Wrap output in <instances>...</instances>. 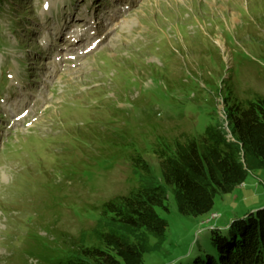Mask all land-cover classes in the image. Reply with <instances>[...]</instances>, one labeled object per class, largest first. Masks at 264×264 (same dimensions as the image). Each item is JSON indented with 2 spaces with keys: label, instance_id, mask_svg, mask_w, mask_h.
Wrapping results in <instances>:
<instances>
[{
  "label": "rangeland",
  "instance_id": "rangeland-1",
  "mask_svg": "<svg viewBox=\"0 0 264 264\" xmlns=\"http://www.w3.org/2000/svg\"><path fill=\"white\" fill-rule=\"evenodd\" d=\"M63 23L65 36L94 40L75 53L58 49L63 37L51 28ZM98 26L107 29L100 38ZM230 93L264 97V0H5L0 264H42L44 249L60 254L81 232H117L102 206L164 185L159 141L202 134L211 123L232 137ZM29 99L34 112L15 116ZM138 156L147 172L134 168ZM167 192L169 213L157 210L169 222L164 245L123 234L150 243L145 264H169L198 242L208 247L209 225L263 208L264 169L198 218L180 215Z\"/></svg>",
  "mask_w": 264,
  "mask_h": 264
},
{
  "label": "trees",
  "instance_id": "trees-1",
  "mask_svg": "<svg viewBox=\"0 0 264 264\" xmlns=\"http://www.w3.org/2000/svg\"><path fill=\"white\" fill-rule=\"evenodd\" d=\"M4 1L0 0V12ZM226 98L231 138L223 126L211 123L202 134L171 144L159 141L154 153L164 185H143L133 194L105 202L102 210L113 216L117 232H81L60 254L44 249L41 263L145 264L150 243L123 234L146 233L165 244L169 222L157 210L169 213L167 189L172 190L180 215L198 218L213 211L218 196L234 193L250 173L264 169V97L239 100L230 93ZM132 160L134 168L147 172L141 157ZM218 223L209 225L210 246L198 242L192 254L189 251L169 264H264V206Z\"/></svg>",
  "mask_w": 264,
  "mask_h": 264
},
{
  "label": "bare ground",
  "instance_id": "bare-ground-1",
  "mask_svg": "<svg viewBox=\"0 0 264 264\" xmlns=\"http://www.w3.org/2000/svg\"><path fill=\"white\" fill-rule=\"evenodd\" d=\"M68 29H65L62 33H64V32H66ZM106 30L107 29H100L99 28V30H97V36L99 37V36H104V35H101V34H103V33H105L106 32ZM76 39H74V40H69V39H63V40H61V46L60 47H65V46H67V47H73V49H79L80 47H83L84 46V43H86L87 44V40H86V38H83L82 37V39H79V37H75ZM100 38V37H99ZM60 40V39H59ZM105 40H106V38H105ZM102 42V41H101ZM104 42V41H103ZM60 43V42H59ZM72 51H74V50H72ZM49 55V54H48ZM29 105V103H27L24 107H27ZM15 112L17 113V115H19L21 112H22V109H16L15 110Z\"/></svg>",
  "mask_w": 264,
  "mask_h": 264
},
{
  "label": "crops",
  "instance_id": "crops-1",
  "mask_svg": "<svg viewBox=\"0 0 264 264\" xmlns=\"http://www.w3.org/2000/svg\"><path fill=\"white\" fill-rule=\"evenodd\" d=\"M242 187V186H241Z\"/></svg>",
  "mask_w": 264,
  "mask_h": 264
}]
</instances>
